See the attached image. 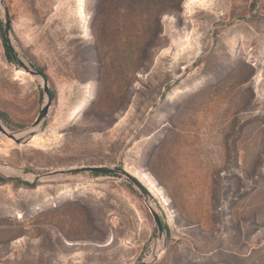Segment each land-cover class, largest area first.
I'll return each instance as SVG.
<instances>
[{"label":"rangeland","instance_id":"rangeland-1","mask_svg":"<svg viewBox=\"0 0 264 264\" xmlns=\"http://www.w3.org/2000/svg\"><path fill=\"white\" fill-rule=\"evenodd\" d=\"M0 112V264H264V0H0Z\"/></svg>","mask_w":264,"mask_h":264},{"label":"water","instance_id":"water-1","mask_svg":"<svg viewBox=\"0 0 264 264\" xmlns=\"http://www.w3.org/2000/svg\"><path fill=\"white\" fill-rule=\"evenodd\" d=\"M6 37L9 40V45L13 51L12 45H11V41H10V35H11V21L9 19H7L6 21ZM24 70L26 73H30L32 76H41V74L37 71H33L31 70L29 67L27 66H23ZM44 89L45 92L48 94V103L44 106V108L42 109L39 117L36 119V121L33 124V128L38 127L41 123H43V121L46 119V117L48 116V111L51 107V103H52V99L49 93V88H48V82L44 79ZM0 132H2L3 134H5L8 138H11L12 140H14L17 144H20L23 139L22 138H17V133H10L6 130V128L2 125V123L0 122ZM82 170H90V171H94V172H99V173H105V174H120V175H128L129 179L131 180V182L133 184H135L136 187H138L141 192H143V194L145 196H149L152 198V194L146 190V188L140 184V182H138L133 176H131L130 174H128L125 170L123 169H118L115 167H84V168H78L75 170H69L68 172H72L75 173L77 171H82ZM63 173V172H62ZM150 212L152 213L155 222H156V226H157V230L159 232L160 235H162L167 226L165 223L162 222L160 216L152 209L150 208Z\"/></svg>","mask_w":264,"mask_h":264},{"label":"trees","instance_id":"trees-1","mask_svg":"<svg viewBox=\"0 0 264 264\" xmlns=\"http://www.w3.org/2000/svg\"><path fill=\"white\" fill-rule=\"evenodd\" d=\"M2 42H3V46H4V49H5V52H6V56H7V59L9 60V62L13 63V64H17V60L15 59V56L13 54V51L9 45V40L8 38L6 37L5 34L2 35ZM40 74L44 77V78H47V76L43 73V72H40ZM53 97V96H52ZM1 114V112H0ZM94 175L96 176H99V175H109V174H105V173H99V172H94V171H91ZM0 179H1V176H0Z\"/></svg>","mask_w":264,"mask_h":264},{"label":"bare ground","instance_id":"bare-ground-1","mask_svg":"<svg viewBox=\"0 0 264 264\" xmlns=\"http://www.w3.org/2000/svg\"><path fill=\"white\" fill-rule=\"evenodd\" d=\"M20 73H21V74H24V73H22V72H20ZM6 130H7V129H6ZM20 136H21V134H18V135H17V138H19ZM149 191H150V193H151L152 195H154V191H153L152 189H150ZM158 251L160 252V250H158ZM159 252H158V253H159Z\"/></svg>","mask_w":264,"mask_h":264}]
</instances>
